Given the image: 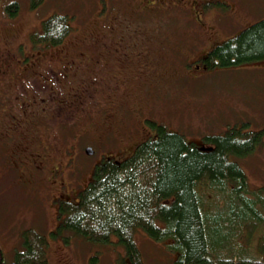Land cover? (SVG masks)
I'll use <instances>...</instances> for the list:
<instances>
[{
  "label": "rangeland",
  "instance_id": "obj_1",
  "mask_svg": "<svg viewBox=\"0 0 264 264\" xmlns=\"http://www.w3.org/2000/svg\"><path fill=\"white\" fill-rule=\"evenodd\" d=\"M11 1L19 2L15 15L8 12ZM141 3L0 0V243L7 261L20 244L18 233L28 226L46 232L52 246L48 264L126 259L122 247L96 254L92 241L50 240L55 223L50 207L58 198L49 193L51 181L42 175L43 167L64 165L66 147L68 160L57 175L63 172L70 183L83 187L84 175H92L91 167L103 154L122 158L141 135L152 134L156 127L149 120L198 143L230 127L262 130L261 148L240 163L252 189L264 188V60L195 68L209 45L264 18V0H145L147 7H138ZM54 11L69 14L73 29L60 44L42 49L30 34ZM190 59L196 60L190 64ZM140 68L149 70L146 79ZM105 70L111 74L104 77ZM117 118L122 128L109 131ZM144 120L148 128L141 131ZM24 137L29 143L19 141ZM90 146L94 151L87 154ZM17 151L21 157L14 155ZM18 160L30 164L18 167ZM30 174L36 182L17 180ZM137 243L147 263L167 264L160 243L142 233Z\"/></svg>",
  "mask_w": 264,
  "mask_h": 264
},
{
  "label": "trees",
  "instance_id": "obj_2",
  "mask_svg": "<svg viewBox=\"0 0 264 264\" xmlns=\"http://www.w3.org/2000/svg\"><path fill=\"white\" fill-rule=\"evenodd\" d=\"M140 6L147 7L145 0ZM18 7L19 2L11 1L8 12L15 15ZM70 19L69 14L54 11L31 32L32 43L42 49L60 44L72 32ZM260 60H264V18L217 42L206 58L209 69ZM117 111L118 116L120 108ZM149 122L156 127L152 135H141L123 160L112 152L103 154L91 167L92 175H84L83 187L70 183L63 172L57 175L68 160L66 147L64 165L43 167L42 175L51 181L49 193L58 198L50 207L55 221L50 240L92 241L96 254L122 247L126 259L117 264H154L146 262L137 243L142 233L161 244L159 251L167 264H264V188L252 189L240 163L261 148L263 131L230 127L225 133L206 135L203 142L212 149H202L183 133ZM121 125L117 118L109 131ZM140 125L141 131L148 128L145 121ZM18 161V167L30 164ZM21 178L37 181L32 174L17 180ZM22 229L12 261H7L0 243V264H48L52 246L46 232L34 226Z\"/></svg>",
  "mask_w": 264,
  "mask_h": 264
},
{
  "label": "flooded vegetation",
  "instance_id": "obj_3",
  "mask_svg": "<svg viewBox=\"0 0 264 264\" xmlns=\"http://www.w3.org/2000/svg\"><path fill=\"white\" fill-rule=\"evenodd\" d=\"M149 7H150V6H149ZM165 7H166V6H165ZM148 9H151V8H146V10H148ZM108 34H110V33H108ZM216 43H217V42H214V43H212L211 45H209L208 48H207V50H206V52H205L204 54L200 55L199 59L197 58L199 62L195 63V68L200 69L201 66L207 68V65H208V64H207L206 58H207V56H208V53L211 51V47L215 46ZM212 45H213V46H212ZM123 54H126V52H124ZM2 57H3V55L1 54L0 59H2ZM190 60H191V59H190ZM195 60H196V59L191 60V63H190V64H192ZM98 63H100L101 65H103L101 62H99V60H98ZM138 72H139L140 77H141V78L144 77V79H146L145 76H147V75L150 74L149 70H144V69H142V68L138 69ZM108 74H111V71L109 72L108 70H107V71L105 70V72H104V77H106L105 75H108ZM114 74L117 75V72L114 73ZM114 74H113V75H114ZM117 76H118V75H117ZM111 77H112V75L109 76L107 80H109V81L112 80ZM149 78H150V77H149ZM149 78H148V79H149ZM6 82H8V81L2 82V83H6ZM140 82H143V81H140ZM0 101H1V102H4V100H3L2 98H0ZM144 121H145V120H144ZM151 133H152V132H151ZM150 135H152V134H150ZM147 137H148V136H147ZM129 154H130V153H128L127 155H125V156L122 157V158H118V157H117V160H123L124 158L128 157Z\"/></svg>",
  "mask_w": 264,
  "mask_h": 264
},
{
  "label": "water",
  "instance_id": "obj_4",
  "mask_svg": "<svg viewBox=\"0 0 264 264\" xmlns=\"http://www.w3.org/2000/svg\"><path fill=\"white\" fill-rule=\"evenodd\" d=\"M202 149H212V146H206V145H201ZM87 153H92L93 152V148L90 146L88 148H86Z\"/></svg>",
  "mask_w": 264,
  "mask_h": 264
}]
</instances>
